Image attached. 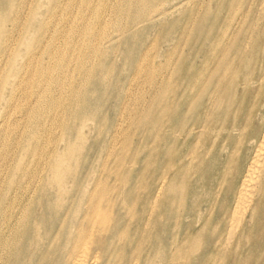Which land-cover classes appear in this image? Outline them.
<instances>
[{"label": "bare ground", "instance_id": "6f19581e", "mask_svg": "<svg viewBox=\"0 0 264 264\" xmlns=\"http://www.w3.org/2000/svg\"><path fill=\"white\" fill-rule=\"evenodd\" d=\"M183 1L151 0L161 6H140L146 17L131 20L118 31L135 32L141 23L156 22ZM243 2L224 1L230 11L245 10ZM10 10L11 15L0 17V33L7 22L12 32L23 15L21 0ZM263 11L264 0L256 19L243 15V27L255 29ZM234 18L227 21L225 35L235 34ZM247 37L240 30L235 39L243 42ZM242 48L241 43L228 64L220 61L216 69L243 65ZM5 53L0 51V59ZM198 57L188 54L178 68L164 75L162 98L154 99L146 110L145 134L135 128L131 114L118 113L106 145L101 133L103 155L97 162L88 160L86 145L75 151L68 144L77 135L85 143L88 134L66 119L60 122L64 125L55 124L51 109L46 112L52 119L49 128L36 123L28 126L25 117L13 121L15 141L0 158L4 159V165L0 164V264H170V260L195 259L264 263V114L247 111L245 119L260 121L259 128L251 134L242 130V109L234 112L224 87L231 80L220 76L215 88L209 89L201 74L206 61L201 67ZM216 57H212L215 63ZM262 63L264 57L259 56L247 63L250 74L242 84L248 93L264 89ZM1 82L0 133L11 125L10 110L19 100L16 80H8L3 70ZM224 115L233 122L220 153L236 136L241 137L239 153L245 163L220 170L215 134L220 133ZM139 133L143 135L140 143ZM62 139L66 153L83 156L85 161L62 162ZM128 141L137 157L144 144L146 157L129 161L126 154L134 155L126 148ZM202 142L206 145L199 153ZM251 147L253 152L247 155Z\"/></svg>", "mask_w": 264, "mask_h": 264}, {"label": "rangeland", "instance_id": "374dc122", "mask_svg": "<svg viewBox=\"0 0 264 264\" xmlns=\"http://www.w3.org/2000/svg\"><path fill=\"white\" fill-rule=\"evenodd\" d=\"M150 1L21 0L23 15L18 17L12 32H8L11 29L9 22H4L0 33V51L7 52L0 59V71L3 70L11 82L16 80L19 98L10 110L11 125L7 124L0 133V158L13 144L12 135L16 129L12 124L14 120L25 117L23 121L28 126L36 123L40 128L45 125V128H49L52 119L46 112L51 109L55 111V124L66 119V122H73L72 126L78 123L81 133L88 134L85 143L79 141L77 135L76 139H68V144L73 145L71 148L75 151L86 145L90 154L88 160L97 162L103 155L101 133L104 136L102 144L106 145L112 135L111 125L120 111L126 113L127 117L131 114L135 128L145 134L146 110L154 99L162 98L164 75L170 69L178 68L183 58L190 53L203 61V64L199 62L201 67L206 61L201 74L209 89L215 88L220 76L231 80V84L223 85L228 90L234 112L242 109L243 115H240L243 118L240 119L239 127L244 125L242 130L248 129V134L258 130L260 121L253 123L249 117L246 120L244 114L251 109L259 116L264 114V89L255 88L253 94L248 93L242 79L250 74L248 61L257 56L264 57V17L260 19L258 29L243 27L244 21H241L243 15H252L256 19L262 0H242L247 4L246 9L235 11L225 8V0H184L156 22L141 23L137 31L121 34L118 29L126 28L131 20L146 17L140 6H149V9L161 6ZM15 4L16 0H0V17L11 15L10 8ZM261 15L264 16V11ZM233 16L236 32L234 35H225L227 21H231ZM249 20L253 22V18ZM240 30L248 36L243 42L235 39ZM8 34L12 40H9ZM112 36L118 37L112 41ZM241 43L246 55L244 64L222 65L217 70L221 66H218L220 61L228 64L230 56L234 55ZM213 56H218L216 63ZM262 65L264 67V63ZM219 122L220 133L215 134L217 167L222 170L244 164L239 153L242 148L241 137L236 136L230 146L220 153L224 146L223 139L233 120L224 115ZM242 136L245 137V134ZM137 138L140 143L143 135L139 133ZM60 143L62 162L81 164L85 161L83 156L74 154L72 157L66 153L63 139ZM127 144L129 146L126 148L129 152L133 150L134 156L130 158L127 153L126 157L133 162L137 153L131 141ZM205 145L202 142L199 153H203ZM141 148L137 161L147 154L144 144H141ZM252 152L251 147L246 154ZM3 160L0 159L2 165ZM259 261L258 264H264L261 263L263 260ZM169 263L233 264V261L218 260L216 263L195 259L170 260Z\"/></svg>", "mask_w": 264, "mask_h": 264}]
</instances>
